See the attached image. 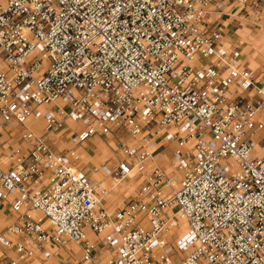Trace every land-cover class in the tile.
Masks as SVG:
<instances>
[{
	"label": "built area",
	"instance_id": "1",
	"mask_svg": "<svg viewBox=\"0 0 264 264\" xmlns=\"http://www.w3.org/2000/svg\"><path fill=\"white\" fill-rule=\"evenodd\" d=\"M227 1L0 0V264L70 242L93 264H264V81L209 20ZM92 136L119 137L98 168L137 181L112 209Z\"/></svg>",
	"mask_w": 264,
	"mask_h": 264
},
{
	"label": "crops",
	"instance_id": "2",
	"mask_svg": "<svg viewBox=\"0 0 264 264\" xmlns=\"http://www.w3.org/2000/svg\"><path fill=\"white\" fill-rule=\"evenodd\" d=\"M209 20L213 23H217V25H219L223 29V41L226 44H232L237 46V49L239 51L240 65L253 69L255 76L264 81V0H260L259 4L256 7L239 4L237 0H228L221 11L211 12ZM35 120L37 123L40 124V118ZM258 134L259 145H257V147H260L259 150L264 152V132L261 131L258 132ZM112 137L114 136H92L90 137V139H97V141H99L101 144L109 145L112 142ZM107 138H109L108 141ZM174 144V140H166L162 136L157 138L156 140V149L153 155L154 162L165 167L168 171L170 170L169 161L174 148ZM99 146H95L94 149H101V147ZM79 147L82 148V150L79 151L81 152V158L83 162L82 167L84 171L91 174L92 177H94L96 180H100L107 187V178L113 177L104 174L98 168V166L104 158L112 159L115 157V155L113 157L111 155H103L106 150L102 148V154L100 153L97 157L99 163H95V168H93L89 165L90 161L88 159V156H90V154L88 153L87 141L80 145H77L78 149ZM86 162H88L87 167L85 166ZM122 180H124L125 182L131 179L123 178ZM133 191L134 190L124 192L125 198L121 202L123 203L124 200H126L130 195H132ZM121 204L115 206H107L112 209L117 206H120ZM4 215V212L0 211V217ZM4 219H6L4 223L5 225L6 222H8V217L6 216V218ZM101 252L102 254H105L103 248L97 246L95 252L96 256H100ZM77 262L80 264H93L87 261H82L80 246L76 243L70 242L67 243L65 246L59 247L55 251V253L48 258H29L26 262H23L22 264H75Z\"/></svg>",
	"mask_w": 264,
	"mask_h": 264
},
{
	"label": "rangeland",
	"instance_id": "3",
	"mask_svg": "<svg viewBox=\"0 0 264 264\" xmlns=\"http://www.w3.org/2000/svg\"><path fill=\"white\" fill-rule=\"evenodd\" d=\"M42 107L44 108V106H42ZM39 121H40V124L42 125V120L40 119ZM40 124L37 123L35 119H33V120L30 121V125L36 131H42L43 130V128L41 127ZM78 124H80V123L79 122H76L74 124V126H73L74 129H76L78 127ZM68 127L69 126H64V127L60 128L57 133L60 135V134H63L65 132H67V130H68L67 128ZM119 137H121L122 139L129 138V136H127L125 133L124 134H120ZM119 137H115V136L112 137L111 138L112 139V142L109 145L108 144H106V145L101 144L99 141H97V139L96 140H94V139L87 140L88 149H90V156H88V159L90 161V163H89L90 167L95 168V165H96L95 163H99L97 157H98V155L101 152H103V149L102 148H104L106 150L105 153H103V155H108V156L111 155L112 157L114 155H116V153H114V152H116L115 151L116 150V147L115 146L118 145ZM108 139L109 138H107V141H108ZM111 139H110V141H111ZM65 141L66 140H62L60 144H62V145L63 144H66ZM129 141H133V140L131 138H129ZM95 146L96 147L99 146V147H101V149L95 150L94 149ZM257 148L259 149L260 147H257ZM79 150H82V148L79 147ZM81 165H83V162L81 163ZM85 166L86 167L88 166V162H86V165ZM107 180H108L107 187L109 188V192H108V194L105 195V197H104L105 199L104 200H105V202L107 201L106 202L107 203L106 205H108V206H110V205L115 206V205L121 204L122 203L121 201H123V199L125 198L124 192H126V191H132L136 187V181L135 180H128V181H125L124 182V180L116 181L115 179H113L111 177H108ZM4 218H6L5 215L0 217V228H2L4 226V223L6 221V219H4ZM185 229H186L185 221L183 219H180L179 224L177 225L176 228H174L175 234H179V233L181 234L184 231H185V235L188 234L187 229L186 230ZM94 236H95L94 233H92V232L89 233V237L94 238Z\"/></svg>",
	"mask_w": 264,
	"mask_h": 264
}]
</instances>
